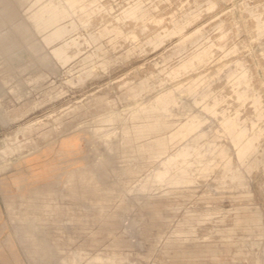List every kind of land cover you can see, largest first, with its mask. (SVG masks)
Returning a JSON list of instances; mask_svg holds the SVG:
<instances>
[{"label":"rangeland","instance_id":"rangeland-1","mask_svg":"<svg viewBox=\"0 0 264 264\" xmlns=\"http://www.w3.org/2000/svg\"><path fill=\"white\" fill-rule=\"evenodd\" d=\"M0 264H264V0H0Z\"/></svg>","mask_w":264,"mask_h":264},{"label":"bare ground","instance_id":"bare-ground-1","mask_svg":"<svg viewBox=\"0 0 264 264\" xmlns=\"http://www.w3.org/2000/svg\"><path fill=\"white\" fill-rule=\"evenodd\" d=\"M161 103H163V102H161ZM149 112L150 113H159L160 115L164 113V111L161 108V106H157V107L153 108V110H150ZM224 125H225V130L232 137V141L234 143H236V144H239L241 142L242 138L244 137V132L242 130H238L237 129V126H236L234 120H230V119L229 120H226L224 122ZM152 128L154 130V129H157L158 126H154ZM193 129H194L193 127H190L188 129V131L191 132V130H193ZM106 145H107V147H105V151H106V157L105 158L106 159L103 160V162H100L99 161L98 162V165L99 164H104V163H109L113 159V151H112V149H111V147L109 146L108 143ZM164 146H165L164 142L158 141V142H156V144L153 147V150L152 151L156 153L157 151H159V149H162ZM251 150H252V144H251L250 141H248V142L240 145L239 146V149H238V157H239V159L242 160L244 157H246V155H248L251 152ZM187 153L188 152H186L185 155H187ZM179 172H181V171H179ZM181 177H184V174L181 173L179 176H177L178 179H181ZM155 180L162 181V177L158 176V177L155 178ZM149 181H150L149 178H147L146 181L143 184V189H147L148 188L147 185H148ZM24 228L25 227H23V226L18 227L15 230L16 231L15 232L16 233V236H18L21 233L25 232L24 231ZM27 230H29V227L27 228ZM32 231H33L32 232L33 235H39L38 231L34 232V229ZM45 250L47 251L48 254H50L46 248H45Z\"/></svg>","mask_w":264,"mask_h":264}]
</instances>
